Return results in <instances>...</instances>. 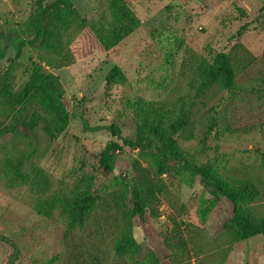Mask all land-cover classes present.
Returning <instances> with one entry per match:
<instances>
[{
	"label": "rangeland",
	"instance_id": "rangeland-1",
	"mask_svg": "<svg viewBox=\"0 0 264 264\" xmlns=\"http://www.w3.org/2000/svg\"><path fill=\"white\" fill-rule=\"evenodd\" d=\"M57 1L0 0V72L8 71L18 90L39 64L57 76L70 113L56 138L36 130L31 169H8L7 161L14 163L27 143L9 136L1 140L0 264H264L263 238L233 240L231 204L213 197L187 169L161 176L166 188L158 214L146 211L131 228L137 250L117 255L113 245L130 207L131 164L137 160L149 168L144 159L152 148L147 141L143 149L127 146L108 128L115 126L121 137L134 141L139 104L181 100L184 109L192 107L193 125L175 137L177 146L188 151L189 161L209 164L222 179L252 181L258 196L251 209L264 217V0H124L140 25L120 42L104 50L89 30L80 32L75 24L60 31L62 53L51 56L40 50L29 21L38 2L50 7ZM68 1L86 24L109 17L104 0ZM237 43L254 62L230 89L214 86L195 95L190 71L182 68L187 51L212 62ZM113 66L124 81L106 83ZM110 141L119 148L106 173L95 164ZM85 192H93L95 205L81 228L68 231L67 218L51 200ZM173 221L180 232H171ZM170 233L184 244L174 238L165 243Z\"/></svg>",
	"mask_w": 264,
	"mask_h": 264
},
{
	"label": "trees",
	"instance_id": "trees-1",
	"mask_svg": "<svg viewBox=\"0 0 264 264\" xmlns=\"http://www.w3.org/2000/svg\"><path fill=\"white\" fill-rule=\"evenodd\" d=\"M104 1L109 17L97 24H86L68 0L57 1L50 7L38 2L36 11L30 16L29 26L40 50L51 56L61 54L63 45L60 31H66L75 24L80 32L89 30L104 50L120 42L140 25L124 0ZM3 57L0 54V59ZM52 60L48 57L45 62L51 64ZM254 60L255 57L237 43L231 53L220 52L212 62H205L192 51H187L182 68L190 71L189 86L196 88L195 95L200 96L214 86L230 89L237 74L245 71ZM105 81L111 84L121 82L124 81V75L117 66H113ZM191 110L192 107L184 109L181 100L158 106L152 103L139 104L134 141L121 137L117 127H108L111 134L127 146L143 149L147 141L152 148L148 158L144 159L149 168L143 167L137 160L131 164L132 175L127 190L130 207L122 217L123 228L113 245L117 255L132 254L137 250L131 228L139 224L146 211L153 216L158 214L159 196L166 188L161 176L170 170L176 173L181 172V169L193 172L201 178L213 197L224 198L231 204L229 232L233 240H249L255 236H261L264 240V217L256 216L251 209L252 202L258 196L256 185L248 179L236 182L222 179L209 164L189 161L188 151L177 146L175 137L189 131L193 125ZM69 116L66 94L57 76L39 64H33L27 80L18 90H13L9 72H0V144L7 136L27 143L26 149L21 151L14 163H11L12 160L7 161L8 169L13 168L18 172L31 169V159L38 147L36 130L41 128L48 138L54 139L67 128ZM118 148L117 141L107 143L98 152L95 165L106 173L111 172L115 165L113 152ZM261 157L264 168V150ZM171 161L177 163V168L171 166ZM121 198L123 200L120 194ZM51 203L67 218V230L72 231L84 225L95 205V197L93 192H85L69 199H53ZM171 232H180L175 221ZM172 233L163 237L165 243L169 245L171 238H174V242L184 244L180 237ZM14 259L15 255L12 254L10 263Z\"/></svg>",
	"mask_w": 264,
	"mask_h": 264
}]
</instances>
